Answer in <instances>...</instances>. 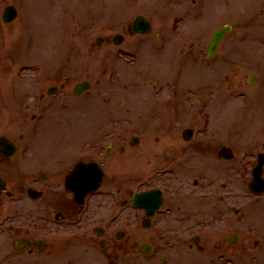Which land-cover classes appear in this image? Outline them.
Here are the masks:
<instances>
[{"label":"flooded vegetation","instance_id":"af4514ba","mask_svg":"<svg viewBox=\"0 0 264 264\" xmlns=\"http://www.w3.org/2000/svg\"><path fill=\"white\" fill-rule=\"evenodd\" d=\"M62 1L69 2L61 4L62 7H68L71 2L72 6L78 7L84 14L92 11V8H82L86 3L84 0H79V3L74 0ZM101 1L102 25L107 27L111 23H119L121 29L107 38L97 36L96 46L106 47L107 59L119 58L121 67H140L141 80L152 87V101L140 98L141 106L150 104L149 111L138 110L140 114L135 118L140 121V125H152L162 118L161 122L168 121L170 125L174 124L180 129L183 114L189 108L194 110L196 107H199L198 113L202 117L211 119V113L207 111L208 105L216 98H222L217 87L211 88L215 85L217 70L220 68L213 69L214 64L218 65L222 58L233 59L235 53L244 56L248 53L264 55V50L258 46L264 45V0H146L144 3L141 0H122L120 12L110 9L111 0ZM243 1L248 5L247 14L238 12L237 9ZM23 2L29 4V0ZM131 8L144 11L154 9L159 20L149 18L143 12L129 17L125 13ZM140 15L150 21L146 33L138 31L142 26L134 23L135 18ZM93 20L86 24L85 29L98 23ZM227 26L230 28L228 33L211 49L214 33ZM76 39L77 35L67 37L63 56L66 54L70 57V49L72 51L73 47H77ZM254 43L258 44L255 49ZM147 52L150 56L145 57ZM149 61L154 62L156 71L159 68L172 70L171 76L165 71V78H156L155 73H151L152 67L147 64ZM144 64L147 65L141 67ZM198 68L208 72L212 79L206 85H197L196 89L189 87V83H195L188 79V75ZM65 69L66 67H61L58 72H50L42 67V80L51 85L40 95L42 99L39 107L37 106L39 112L32 114V121L45 124L49 120L47 115L53 109V102H44L45 94L47 97L59 93L64 95L66 88H73V95L79 97L98 84L97 79L92 77L73 86L69 77L62 76ZM255 80L256 77L251 76L249 85ZM84 83H89L91 87L76 95V87ZM111 86L106 82L101 88L108 89ZM124 88L142 87L138 82H133ZM229 88L223 96L225 102L233 101L236 96L233 82H230ZM25 95L28 98V92L24 91ZM26 105L24 99L22 108H28ZM65 105L63 108L57 103L63 110L71 108V102L67 103L68 106ZM148 125L144 132H140L139 128L140 131L125 138L117 148L108 144L104 156L93 149L91 142L86 143L83 150L87 153V158L74 164L68 163L59 155L51 154L52 151L46 152L49 154H45L41 162L31 158L29 154L42 142L38 138L42 135V128L39 126L33 128L36 138L28 139L25 134H19L17 142L0 133V146L5 141L13 148L11 155L0 150V264H80L85 255L93 250L105 258L114 257L118 261L125 254H132L133 264H151L152 261L170 264L175 255L186 251L185 246L190 251L206 254L209 250L206 244V229L209 224L204 212L195 207L190 211L186 206L189 197L181 185L186 176L196 179L195 186L201 181L199 177L204 174L210 177L211 164L217 155L219 163L229 164L230 186L233 189V161L237 157L233 149V129L230 133L231 146L223 144L213 149V145L204 143L208 134L199 133L194 127L178 131L172 127L166 134H160L146 132ZM70 148L75 149L77 146ZM126 154H129L127 157L130 160ZM198 156H202V159L195 167L194 160ZM116 161L118 166L128 167L125 166L128 164L143 171L134 180L135 191L133 190L132 195H129L132 189L124 190L125 185L120 183L124 178L119 175L108 178L105 176L106 168L111 164L115 165ZM79 162H97L103 171L100 189L87 194L82 201L76 200L74 193L67 189L70 173ZM209 179L211 178H207ZM72 181L75 187L87 188L93 185V174L86 172L76 180L73 177ZM105 185L113 190L102 195L101 190ZM209 185L212 186L213 183ZM227 185L223 184V188ZM195 193L194 189L191 194ZM231 193L233 196V190ZM108 198L111 201L106 206ZM157 199L160 200L154 206ZM27 207L33 210L36 222H27ZM126 207L133 209L135 218L133 223L128 224L129 230L121 220L127 211ZM231 211L233 212V203ZM216 216L221 224L233 222L231 214H226L224 218L220 214ZM130 232L134 236L129 235ZM187 234L190 235L188 239ZM238 240L239 234L236 233L233 242L232 232L227 242L225 239L215 241L211 253L209 252L210 261L203 264H233L236 248L244 247L238 246ZM257 245L259 242L255 241L254 246ZM248 250L250 248L243 252L247 254ZM46 257H55L56 261H48Z\"/></svg>","mask_w":264,"mask_h":264},{"label":"rangeland","instance_id":"374dc122","mask_svg":"<svg viewBox=\"0 0 264 264\" xmlns=\"http://www.w3.org/2000/svg\"><path fill=\"white\" fill-rule=\"evenodd\" d=\"M13 1L20 2L19 0H0V58H2L0 61V133L8 135L17 142L19 134H25L28 139H31L34 136L33 128L39 126L42 128V135L38 138L42 139V142L29 154L31 158L41 162L45 154H49L46 152L52 151L51 154L59 155L68 163L74 164L87 158V153L83 150L86 143L91 142L94 146L93 149L104 156L108 144H113L117 148L125 138L127 139L137 130L140 131L139 128H141L140 132L145 131L144 128L150 123L140 125V121L135 117L140 114L138 110H150V104L141 106L140 98L150 100L152 87L141 80L140 67L133 69L121 67L118 59H115L116 74L111 75V69L109 74L105 75L103 72L107 66L113 68L114 66L107 64L109 60L105 54L107 48H98L95 44L97 36L103 35L107 38V36L114 35L120 31L121 24L111 23L104 27L101 19H96L93 21H98V23L85 29L92 17H102L103 5L99 4L96 8L93 7L91 12L84 14L81 9L72 6L71 2L68 7L61 9L67 1L29 0V4L21 8L20 20L18 17L10 23H4L2 20L3 11ZM74 1L79 3V0ZM111 1L110 9L120 12L119 7L121 8L123 5L122 0ZM141 1L146 2V0ZM237 9L238 12L242 11L247 14V2L243 1ZM138 12H143L149 18L159 20L154 9L144 11L131 8L125 14L132 17ZM104 17L108 16L104 15ZM71 25L79 26V33L85 30L82 35L77 31L73 32L72 35H77V47H73L72 51L70 49V57H68V55L63 56L62 54L66 47L67 30ZM79 36H81L80 39ZM32 45L33 50L29 52L25 60L18 59L26 54ZM258 46L264 50V45ZM147 56H150V53L147 52L145 57ZM263 56L261 53L259 55L248 53L245 56L235 53L233 59L223 60L222 58L221 61H218V65L214 64L213 69L220 68L217 70L215 85L211 87H217L222 98H216L208 105L207 111L211 113V119L202 117L198 113L199 107L194 109L195 114L191 108L183 114L180 129L194 127L197 132L208 134L207 138L203 137V139L205 138L204 143L213 145V149H217L223 144L231 146L230 133L233 129V149L237 154V159L233 161V189L232 185L230 186L229 164L219 163L217 155L214 156L216 160H213L211 164L210 177H206V174L199 177L201 181L197 186H195V178L186 176V180L182 181L181 186L186 189L189 197L185 203L186 206L190 208V211H192V207H195L205 213V220L209 224L206 229L208 235L206 244L209 250L206 254H201L197 251H190L185 246L186 251L183 254L175 255L170 264L209 262L214 242L224 241V239L227 242V238L232 232L239 234L238 246H244L236 248V255L239 254V256L233 255V264L240 262L241 264L251 262H255L252 264H264V196H254L248 189L252 169L257 164V154L264 152ZM62 59H64L63 62ZM147 64L152 67L151 73H155L154 75L158 79L165 78L166 73L169 76L172 74V70L168 69L159 68L156 71L154 62L149 61ZM147 64L141 67H145ZM40 65L50 72H58L61 67H66L62 76L69 77L73 86L81 80L92 77L97 79L98 84L79 97L73 95V88H66L67 92L64 95L59 93L47 97L45 94L44 102H53V109L47 115L49 120L43 121L45 124H40V121H32L31 117L33 113L39 112L38 104L42 99L40 95L51 85L48 82H43L44 78L41 72L37 74ZM13 75L20 76L22 80L12 78ZM117 75L120 76V79L118 78V82L112 85L113 81L111 82L110 77L116 79ZM188 76V79L195 83H189V87L196 89H198L197 85H206L212 79L208 72L203 71L202 68H198ZM251 76H255L256 80L252 85H249L248 81ZM106 82H110L112 86L108 89L101 88V85ZM133 82H138L142 88H124ZM230 82H233V92L236 96L233 101L225 102L223 96L230 89ZM24 91L28 92V98L26 95L24 96ZM24 99L28 105V108L25 109L22 108ZM69 102H71V108L63 110L57 106V103L62 107L65 104L68 106ZM129 117L131 119H128ZM161 120L162 118L157 123L148 125L146 132L166 134L172 127L176 131L180 130L174 124L170 125L165 120L163 123ZM73 146H77V148L71 149L70 147L73 148ZM128 155L126 154V157ZM127 159L129 158L127 157ZM201 159L202 156L195 158V167ZM125 166L128 167L118 166L116 161L115 165L111 164L106 168L105 176L108 178L112 175H119L124 178L120 183L125 185L124 190L132 189L129 194L132 195L135 191L134 180L142 175L143 171L140 172L138 168L128 164ZM207 178L211 179L207 180ZM211 182L212 186L209 185ZM225 183L228 185L223 188ZM194 189L196 193L191 194ZM111 190H113L111 187L105 185L101 194L105 195ZM110 201L111 198L105 201L106 206ZM232 203L233 212L231 211ZM235 209L240 210L238 214H235ZM126 210L121 220L122 223H126L124 227L129 230L128 224L135 221L134 211L130 207H126ZM27 212L29 213V216H26L27 222H36L33 210L27 207ZM217 214L223 218L226 214H231L233 222L228 221L221 224ZM128 234L134 236L131 232ZM188 236L190 235L187 234L186 239L189 238ZM255 241H258L259 245L254 246ZM226 242L224 244L228 245ZM247 248L250 250L245 254L243 251ZM46 260L56 261V258L46 257ZM133 260L132 254H125L118 261L114 257L105 258L93 250L85 255L80 264H133ZM151 264L159 263L152 261Z\"/></svg>","mask_w":264,"mask_h":264},{"label":"water","instance_id":"95a60500","mask_svg":"<svg viewBox=\"0 0 264 264\" xmlns=\"http://www.w3.org/2000/svg\"><path fill=\"white\" fill-rule=\"evenodd\" d=\"M7 15H10V16H7L6 19L11 20V18L13 17V16L11 17V15H14V9L9 8ZM82 89H83L82 86L76 88V93H79ZM0 150L7 153V155H11L13 148L11 147V145H7V143H5V141H3V145L0 146ZM86 172L93 173L94 183H93L92 189H97L98 185L100 183V180L102 178V172L98 167L94 166L93 164H83V163L78 164V166L75 168L74 172L72 173V176L76 180L77 178H80L81 175H83ZM261 174H262V164L254 170V179L250 183V187L254 192H258V193L264 192V180L262 179ZM73 177H71V179H70L71 182L68 181L70 184L73 183V181H72ZM0 185H1V183H0ZM70 188L74 191V193L77 195L79 200L82 199L84 194L90 189L89 187L80 189L78 187H75L74 183H73L72 187H70Z\"/></svg>","mask_w":264,"mask_h":264}]
</instances>
